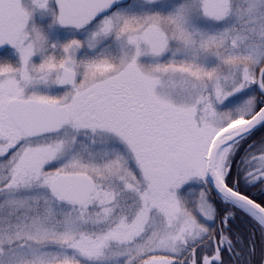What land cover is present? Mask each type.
Listing matches in <instances>:
<instances>
[{
	"label": "snow or ice",
	"instance_id": "obj_1",
	"mask_svg": "<svg viewBox=\"0 0 264 264\" xmlns=\"http://www.w3.org/2000/svg\"><path fill=\"white\" fill-rule=\"evenodd\" d=\"M0 49V264H251L264 0H0Z\"/></svg>",
	"mask_w": 264,
	"mask_h": 264
},
{
	"label": "trees",
	"instance_id": "obj_2",
	"mask_svg": "<svg viewBox=\"0 0 264 264\" xmlns=\"http://www.w3.org/2000/svg\"><path fill=\"white\" fill-rule=\"evenodd\" d=\"M254 197L261 196L260 193H253ZM233 235L237 232L243 237L244 245H247L248 241L251 239L255 240L256 243V252L255 255L251 259V264H261L262 258V247L264 245L261 244V230L257 224H255L249 218L237 215L235 220L231 222Z\"/></svg>",
	"mask_w": 264,
	"mask_h": 264
},
{
	"label": "flooded vegetation",
	"instance_id": "obj_3",
	"mask_svg": "<svg viewBox=\"0 0 264 264\" xmlns=\"http://www.w3.org/2000/svg\"><path fill=\"white\" fill-rule=\"evenodd\" d=\"M2 51H3V49L0 52H2Z\"/></svg>",
	"mask_w": 264,
	"mask_h": 264
},
{
	"label": "water",
	"instance_id": "obj_4",
	"mask_svg": "<svg viewBox=\"0 0 264 264\" xmlns=\"http://www.w3.org/2000/svg\"><path fill=\"white\" fill-rule=\"evenodd\" d=\"M2 49H0V51H1Z\"/></svg>",
	"mask_w": 264,
	"mask_h": 264
}]
</instances>
